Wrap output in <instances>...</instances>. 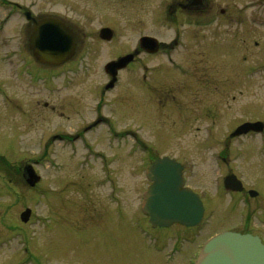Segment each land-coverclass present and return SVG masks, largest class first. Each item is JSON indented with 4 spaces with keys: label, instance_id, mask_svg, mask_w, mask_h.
I'll list each match as a JSON object with an SVG mask.
<instances>
[{
    "label": "rangeland",
    "instance_id": "374dc122",
    "mask_svg": "<svg viewBox=\"0 0 264 264\" xmlns=\"http://www.w3.org/2000/svg\"><path fill=\"white\" fill-rule=\"evenodd\" d=\"M4 1L25 7L30 21L9 18L16 11ZM173 1L0 0V241H9L0 247V264H165L178 233L173 230L159 253L146 242L140 220L149 186L145 169L164 154L187 165L188 185L208 207L202 228L185 235L191 244L234 229L250 230L264 243V133L230 139L243 124L264 123V0H217L249 22L239 28L224 22L212 37L187 32L188 50L175 58L188 73L165 58L142 57L137 70L121 75L117 91L101 97L111 80L105 66L133 55L139 38L172 41L179 19L171 17ZM53 19L72 31L79 52L75 71L64 67L67 62L44 65L29 49L36 23ZM103 29L117 36L111 45L99 39ZM51 67L54 73L42 70ZM99 112L141 132L158 154L144 147L130 153L128 138L127 150L109 153L116 159L109 164L114 179L105 182L100 162L82 168L86 156L71 154L70 147L55 144L41 159L53 144L50 136L74 134ZM91 139L95 148L107 149L105 130ZM32 165L41 176L35 186L26 177ZM229 175L258 195L229 196L223 191ZM221 211L227 220L215 223ZM196 250L189 249L185 264Z\"/></svg>",
    "mask_w": 264,
    "mask_h": 264
},
{
    "label": "flooded vegetation",
    "instance_id": "af4514ba",
    "mask_svg": "<svg viewBox=\"0 0 264 264\" xmlns=\"http://www.w3.org/2000/svg\"><path fill=\"white\" fill-rule=\"evenodd\" d=\"M173 2H174L173 7L170 12L171 17L173 18L179 15V19L177 21L178 28L176 30L175 37L172 39L171 42H165V41H161L157 37L150 36L151 38H153V40L156 41L157 43L156 48H153V46L152 48L146 45L143 46L141 44V39L143 37L139 38V40H137L136 42L135 51L133 53L134 60L125 70L119 72V77H121V75L127 71L132 72V71L137 70V67L133 68V66L135 65L138 66L139 59L142 57L148 60H153V61L154 60L156 61L160 58H165L168 63V66L170 67L172 66L173 68H176V69H179L185 72L186 71L185 67L183 68L181 64L176 60L175 57L179 55L181 51L186 50V49L188 50L187 43L185 40V34L187 32L191 31L193 35H197L199 37H203L202 34L211 33V37H212V35L221 32L220 28H222L224 22H226L228 26L234 25V28H237V27L239 28L240 26H244L246 23L249 22L248 20L240 19V17L242 16H238L237 14H232L231 12L228 11L226 7L220 6L217 0H174ZM10 6L11 8L15 9L16 13L11 14L9 18L14 17L15 15H18V16L25 15L26 10L24 8H21L15 4H11ZM13 9L11 10V12H13ZM175 11H178V13L180 14L184 13L186 15L180 16V14H174ZM59 21H61L62 23H65L62 20H59ZM116 37L117 36H114L111 41L103 40L101 37H99V39L104 44L111 45L112 43H114ZM71 40L74 43V47H75V54L71 60V61H74L77 58V55L79 52H77L78 48L72 36H71ZM81 54H84L83 50H81ZM125 56L127 55H124L123 57ZM128 56H130V54H128ZM140 60L142 61V59ZM152 73H153V76L156 74L155 72H152ZM119 82H120V78H119ZM141 84L143 86H147L148 82L147 81L141 82ZM116 89H118V87L112 90H104L101 97H104V96L107 97L109 93L115 92ZM95 108L96 110H99L101 108H105V106L103 105V107H101L100 105H97ZM117 122H116V119H114L112 115H105V114L100 113L98 114V116H95L93 118L92 122H89V123L86 122L84 127H82L80 131H77L74 134L59 133V132L55 133L52 136L53 141L55 143L56 140H59L58 145L60 147H64V148L70 147L71 148L70 153L73 155H77V154L85 155L86 157L82 159L83 160V163L81 165L82 168H85V167L90 168L92 162H95V161L100 162V166H102L103 172H104V179L102 182H105V181H108L109 178L112 176V172L110 170L109 164H113L116 160L113 156L109 155L110 152H121V151L127 150L126 146L128 144L127 142L128 138L131 139L133 146H134V148L131 149L130 153H137L138 151L142 150V136H141L142 133L137 131L135 128L133 131L132 130L133 127L120 126V124ZM102 130H105L107 134V139H106L107 149L106 150L95 148L96 146L94 145V142L91 139L94 135H97ZM52 137L50 136V138ZM51 146L53 147V144H49L45 146L44 152L42 153L43 161H46V155L48 153L49 148H52ZM137 146H140V147L138 148ZM155 154H158V152H156ZM164 157H170L171 159H175L176 162L180 164V166L182 167L183 177L186 180V184H187L188 183L187 165H185L183 161H180V159L167 155V154H164L160 159ZM153 159L150 165H148L147 169H149L155 161L159 160L158 157L155 158L154 160ZM220 159L222 160V162L226 163L225 158L220 157ZM0 161H1V158H0ZM45 165L46 164H44V166ZM113 186L115 187V190H117L116 184H114ZM248 192L249 191H247L244 188V191L242 193L228 192V195L231 197L239 196L240 198H244L246 200L249 197ZM117 198L119 199V197ZM206 208L208 210L207 205H206ZM140 220H141L142 225L147 224L148 222V220L147 221L143 220L144 222L143 223L142 219ZM144 228L142 231L144 232V237H145L146 242L153 243L154 246L152 247V249H154V251L156 250L159 253L164 250L162 245L166 246L173 239V237L170 235L173 233V230L175 229L174 232L178 233L179 238L176 239V241L171 244L169 251H166L164 253L165 254L164 255L165 264H175L178 261V258L180 260L186 255H188L189 249L195 248L197 250L193 252V255L187 260V264H194L203 246L207 242V239H205L203 240L202 244L200 243L201 244L200 245L199 242L202 241V239H200L197 244H195L193 241L191 244V241H189V238H186L185 235L190 236L189 232H196V231H192L193 229H187L181 226H178V227L174 226V227H171L170 229H152L151 227L149 229L147 228L144 229ZM235 230L242 234H251L250 230H245V229L243 231H240L238 229H235ZM167 247L168 246H166V248ZM179 255L181 256V258L179 257ZM185 261H184V264H185Z\"/></svg>",
    "mask_w": 264,
    "mask_h": 264
},
{
    "label": "water",
    "instance_id": "95a60500",
    "mask_svg": "<svg viewBox=\"0 0 264 264\" xmlns=\"http://www.w3.org/2000/svg\"><path fill=\"white\" fill-rule=\"evenodd\" d=\"M64 25L57 21L36 23L31 37L30 48L42 63L61 64L71 56V41L61 30ZM105 33H108L106 31ZM64 40H60L58 36ZM70 41V42H69ZM127 62V60H124ZM119 64L109 65L108 70L119 68ZM262 123L245 124L234 134L240 136L250 131L261 132ZM28 184L35 186L40 178L36 177L32 167L26 169ZM148 177L155 184L149 188L144 197L143 212L150 217V223L155 227H170L181 224L196 227L204 218V207L199 196L190 189H183L181 168L169 160L158 161L149 170ZM227 189L242 191L243 187L236 176L225 180ZM251 196H256L250 192ZM31 211L22 216L27 222ZM197 264H264V245L258 237L238 233H223L210 240L204 247Z\"/></svg>",
    "mask_w": 264,
    "mask_h": 264
},
{
    "label": "bare ground",
    "instance_id": "6f19581e",
    "mask_svg": "<svg viewBox=\"0 0 264 264\" xmlns=\"http://www.w3.org/2000/svg\"><path fill=\"white\" fill-rule=\"evenodd\" d=\"M118 89H116L115 91H117ZM0 119H3V117L2 116H0ZM198 178L201 180L202 178H203V175L202 174H200V175H198ZM130 185V184H129ZM226 213H223L222 211H221V213L219 214V216H217L216 217V220H215V223H219V222H223V221H225V220H227V218H226V216L227 215H225ZM213 219V218H212ZM185 259V257H183L180 261H179V263L178 264H184V260Z\"/></svg>",
    "mask_w": 264,
    "mask_h": 264
}]
</instances>
